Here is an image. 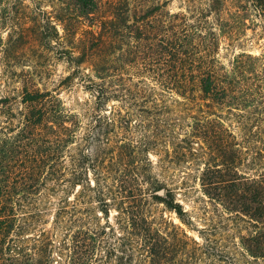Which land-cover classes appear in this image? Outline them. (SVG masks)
Wrapping results in <instances>:
<instances>
[{"label":"trees","instance_id":"obj_1","mask_svg":"<svg viewBox=\"0 0 264 264\" xmlns=\"http://www.w3.org/2000/svg\"><path fill=\"white\" fill-rule=\"evenodd\" d=\"M142 1L148 5L137 10L129 0H0V32H7L4 42L0 35V50H8L14 34L22 41L29 29H35L41 46L59 45L60 56L79 64V83L93 98L87 112L94 123L79 145L80 114L67 110L52 91L31 88L23 79L20 89L0 95V264H50L54 243L41 226L53 197L56 228L65 215L70 232L56 264H240L243 254L264 259V172L238 171L234 137L215 113L254 107L264 116V106L257 108L264 105L260 58L239 53L230 70L218 59L221 38L234 40L221 15L228 0H201L198 8L175 13L167 0ZM244 2L243 18L252 10L263 33L264 0ZM31 5L44 18L30 19ZM43 6L51 11L45 13ZM57 26L65 36L79 26V49L70 41L61 46ZM83 65L91 71H82ZM147 82L183 99L198 93L206 111L177 136L172 130L178 119L159 108ZM110 102L132 112L107 114ZM133 117L144 123V142L137 147L124 137L115 143L133 133ZM154 148L164 166L190 159L200 164L203 194L229 214L248 219L254 230L238 238L243 254L235 247L233 253L224 250L200 231L198 243L179 227L169 230L165 221L155 226L149 199L187 223L182 207L153 174L148 155ZM138 155L144 157L141 167ZM113 209L114 225L109 223ZM94 213L105 225H88ZM79 221L84 223L80 232Z\"/></svg>","mask_w":264,"mask_h":264},{"label":"rangeland","instance_id":"obj_2","mask_svg":"<svg viewBox=\"0 0 264 264\" xmlns=\"http://www.w3.org/2000/svg\"><path fill=\"white\" fill-rule=\"evenodd\" d=\"M117 2V0H110ZM158 0H153V2ZM167 9L170 12H185L201 6V0H167ZM130 8L142 9L148 5L142 0H129ZM244 0H228L222 10L223 20L227 22L229 30L233 35L234 40L229 38H221L218 49V59L227 70L232 69L231 63L233 58L239 53L250 54L260 58V63L264 69V32L259 22L254 21V12L247 10L246 16L243 18L244 12L240 10V5H245ZM43 11L50 12L49 7L43 6ZM43 12L38 11L30 6V10L26 15L30 19L44 18ZM245 21V25L243 22ZM253 20V21H252ZM211 22V20H209ZM29 27H33V22H29ZM34 28V27H33ZM35 29L26 31L22 41H19L17 34L13 35L12 45L8 50H0V95L5 91L11 92L12 89H20L23 79L26 80L29 87L39 88L40 90H49L61 100L63 106L72 113L80 114L79 123V145H83L87 129L94 125L89 118L90 107L93 103L92 96L84 91L81 83H79V64L67 62V59L60 56L58 50L60 46L53 44V48L47 49L41 46L39 38L34 34ZM60 36H62V45L70 41L79 49V38L81 37L79 26L75 28V33L71 36H65L61 27L57 26ZM49 31H47L48 33ZM6 31H1L0 35L3 42L6 40ZM16 41V43H15ZM64 44V45H63ZM4 49V48H3ZM82 71H91L86 66H82ZM126 71H133L128 69ZM151 94L155 98L156 103L160 106H165L164 109L169 113L172 119H178L173 127V133L177 136L190 131L189 125L192 123V117L198 116L201 111H206L203 107L199 94L194 93L191 99H183L173 92L162 91L158 86L151 84ZM264 105L260 104L257 108L261 109ZM158 109H150L152 112H157ZM104 109L107 114L109 111L120 110L122 114L129 111L132 112L130 106H121L117 102H110ZM138 110L139 108H135ZM87 110H90L87 112ZM254 107L245 108V110H222L215 112L222 115L225 125L231 131L234 139L232 144L238 154L234 156L237 163L238 171L247 176H254L264 172V116H260ZM133 111H135L133 109ZM257 112V113H256ZM156 118H152L153 125L156 123ZM256 121L254 125H251ZM259 122V123H258ZM257 123L259 125H257ZM132 131L123 137L118 136L115 143H121L122 140L128 139V142L140 147L144 142L145 137L142 121H135L133 117L131 122ZM146 125V124H145ZM146 128V127H145ZM148 131H155L154 128H149ZM147 131V132H148ZM122 133V132H119ZM152 133V132H151ZM126 137V138H124ZM240 151V152H239ZM161 152L158 148H154L149 152L148 158L153 164V174L159 182V186L169 191L176 203H178L184 211L183 222L177 214L167 209V207L156 201L149 199L148 214L150 219H153L155 226H161V222L165 221L169 230L174 227H179L183 230L189 239H193L201 243V238L198 232H203V235L208 239L217 242L224 250L235 252L236 250L243 254V250L239 247V236L253 232L254 228L246 218H238L233 214H229L225 209L206 197L199 184L198 169L199 165H195L191 159L182 162L179 165L164 166L160 164ZM144 157L138 155L136 165L143 166ZM67 158L64 161L67 163ZM143 189H147V185H142ZM149 192V191H148ZM150 195L158 194L149 192ZM73 199V197H71ZM53 202L50 206L49 213L45 217V225L41 226L48 230L52 237L54 247L50 253V264H56V261H61L59 253L62 251V246L68 238L69 231L65 215V220L61 218L62 227L56 228V212L55 202L53 197L50 199ZM92 207H95L93 205ZM115 207V206H114ZM95 216L89 220L90 227L105 225L103 216L100 213H94ZM80 217V216H79ZM117 211L111 210L109 214V223L115 224ZM93 218V219H92ZM165 226V225H163ZM83 221H79V232L84 229ZM81 238V237H80ZM59 248V249H58ZM241 258L240 264H264V259H253L243 254L238 256Z\"/></svg>","mask_w":264,"mask_h":264},{"label":"water","instance_id":"obj_3","mask_svg":"<svg viewBox=\"0 0 264 264\" xmlns=\"http://www.w3.org/2000/svg\"><path fill=\"white\" fill-rule=\"evenodd\" d=\"M158 193H160V191H158Z\"/></svg>","mask_w":264,"mask_h":264}]
</instances>
